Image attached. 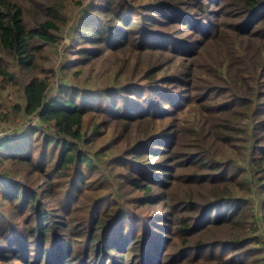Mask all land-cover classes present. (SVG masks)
<instances>
[{
    "label": "trees",
    "instance_id": "trees-1",
    "mask_svg": "<svg viewBox=\"0 0 264 264\" xmlns=\"http://www.w3.org/2000/svg\"><path fill=\"white\" fill-rule=\"evenodd\" d=\"M0 103V264H264V0H0Z\"/></svg>",
    "mask_w": 264,
    "mask_h": 264
},
{
    "label": "rangeland",
    "instance_id": "rangeland-1",
    "mask_svg": "<svg viewBox=\"0 0 264 264\" xmlns=\"http://www.w3.org/2000/svg\"><path fill=\"white\" fill-rule=\"evenodd\" d=\"M93 2H98V0H93ZM69 22H71V20ZM71 24L73 25V23H70V26ZM64 34L65 37L63 38L61 44L65 42V47H63V45L61 44H44V49L47 54V59L44 61V64L46 66L53 67L56 72V77L48 87L46 97H49L54 94L55 88L61 80L60 78L62 67L69 69L67 74L68 78L76 80L83 86L92 88L96 86H106L108 84L115 83L116 77H114L111 65L112 55L109 56L110 54L106 53V55L99 59L93 60L87 64H81V61L78 60V57L75 52L81 46L86 45H83L81 42L78 41V39L72 41L69 30H67ZM7 66L11 67L12 63L8 62ZM75 70L79 71L76 74H73ZM19 91L20 90L17 88V84H12L9 82L5 86V88H3L2 94L5 95L7 99L16 98L19 95ZM182 116L184 118L191 117L187 112H184ZM37 122V117L34 116H22L11 114L8 120L0 122V128L5 132L9 133L12 137H15L20 134V131L27 130L29 126L37 124ZM28 178H30L31 180H36L32 176H29ZM142 212L144 213V211Z\"/></svg>",
    "mask_w": 264,
    "mask_h": 264
},
{
    "label": "built area",
    "instance_id": "built-area-1",
    "mask_svg": "<svg viewBox=\"0 0 264 264\" xmlns=\"http://www.w3.org/2000/svg\"><path fill=\"white\" fill-rule=\"evenodd\" d=\"M10 134L0 128V139L8 137Z\"/></svg>",
    "mask_w": 264,
    "mask_h": 264
}]
</instances>
